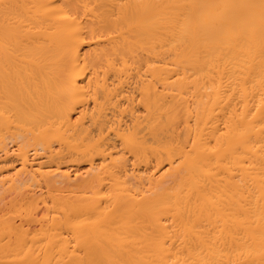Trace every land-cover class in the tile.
Instances as JSON below:
<instances>
[{"label":"bare ground","instance_id":"bare-ground-1","mask_svg":"<svg viewBox=\"0 0 264 264\" xmlns=\"http://www.w3.org/2000/svg\"><path fill=\"white\" fill-rule=\"evenodd\" d=\"M0 264H264V0H0Z\"/></svg>","mask_w":264,"mask_h":264}]
</instances>
